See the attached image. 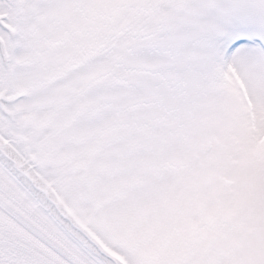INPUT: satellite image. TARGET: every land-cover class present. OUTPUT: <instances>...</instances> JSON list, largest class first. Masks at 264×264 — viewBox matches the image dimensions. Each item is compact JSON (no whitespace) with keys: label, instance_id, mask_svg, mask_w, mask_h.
<instances>
[{"label":"snow or ice","instance_id":"snow-or-ice-1","mask_svg":"<svg viewBox=\"0 0 264 264\" xmlns=\"http://www.w3.org/2000/svg\"><path fill=\"white\" fill-rule=\"evenodd\" d=\"M0 264H264V0H0Z\"/></svg>","mask_w":264,"mask_h":264}]
</instances>
